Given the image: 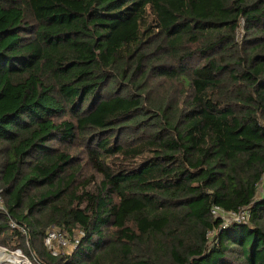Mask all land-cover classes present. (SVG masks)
<instances>
[{
    "label": "trees",
    "instance_id": "16d2710c",
    "mask_svg": "<svg viewBox=\"0 0 264 264\" xmlns=\"http://www.w3.org/2000/svg\"><path fill=\"white\" fill-rule=\"evenodd\" d=\"M0 193L43 264H264V0H0Z\"/></svg>",
    "mask_w": 264,
    "mask_h": 264
},
{
    "label": "rangeland",
    "instance_id": "374dc122",
    "mask_svg": "<svg viewBox=\"0 0 264 264\" xmlns=\"http://www.w3.org/2000/svg\"><path fill=\"white\" fill-rule=\"evenodd\" d=\"M244 34V31L241 29V31L239 32V37L241 40L242 38V35ZM152 58V57H151ZM164 85V83H163ZM162 85V87L164 88V86ZM167 87L168 84L166 85ZM163 91V89H159V95L160 93ZM66 148V146H65ZM84 151V146L81 145V144H78L76 143L74 145V149H73V153L76 155V157L78 158L76 160V163L77 165H80L82 166L81 168V171L78 175V178H79V182H82L84 180H88L89 178H94L92 179V184L89 188V190H92V191H95L97 186L99 185L100 181L102 180L101 176L97 173H95V171L93 170V168L87 163V158L85 156V153L83 152ZM0 208L1 209H4L3 208V199H2V196H1V193H0ZM227 217V216H225ZM229 219H226L225 221H227ZM247 221V220H245ZM16 224V223H15ZM17 226V224H16ZM23 231V230H22ZM53 231H56V232H60L62 233L63 235H65L67 237V245L65 248L63 247H58L57 244H55V251L57 253L59 252H68L70 253L71 252V249H73V244H74V241L77 242V238L75 239V237H77V235L75 237H72L68 234V232H64V231H61L59 230L58 227H53L51 226L49 229H48V236L53 232ZM78 234V233H77ZM47 236V237H48ZM75 239V240H74ZM31 246L29 244H26L22 245L21 248L18 247L17 245V242L15 240H10L9 241V246L7 247H4V246H1L0 245V249L8 256H10L11 258L15 259L18 262V264H43L37 257V254L35 252L34 249H32V247L30 248ZM48 248V247H47ZM30 249V250H29ZM49 250V249H48ZM10 261H7V262H3V264H13V263H9ZM16 263V264H17Z\"/></svg>",
    "mask_w": 264,
    "mask_h": 264
},
{
    "label": "built area",
    "instance_id": "2783aa9c",
    "mask_svg": "<svg viewBox=\"0 0 264 264\" xmlns=\"http://www.w3.org/2000/svg\"><path fill=\"white\" fill-rule=\"evenodd\" d=\"M212 215L215 217H222L225 220L230 219V217H234L236 220L245 221L249 218V211L247 209L241 210L240 213L234 214V213H227L221 208L214 206L212 207ZM227 216V217H225ZM12 227H16V224L14 222L10 223ZM67 237L63 235L60 232L53 231L45 240V245L48 247L49 250L52 251L54 255L58 254L55 249V244L58 245V247H66L67 245Z\"/></svg>",
    "mask_w": 264,
    "mask_h": 264
},
{
    "label": "bare ground",
    "instance_id": "6f19581e",
    "mask_svg": "<svg viewBox=\"0 0 264 264\" xmlns=\"http://www.w3.org/2000/svg\"><path fill=\"white\" fill-rule=\"evenodd\" d=\"M10 261L9 263H13L16 264L17 261L13 258H11L10 256L6 255L1 249H0V264H3V262H7ZM20 263V262H18ZM17 263V264H18Z\"/></svg>",
    "mask_w": 264,
    "mask_h": 264
}]
</instances>
